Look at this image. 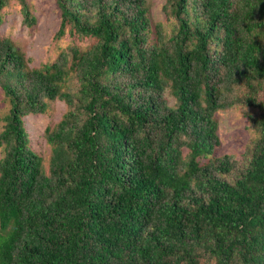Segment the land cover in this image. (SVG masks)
Wrapping results in <instances>:
<instances>
[{"label": "trees", "instance_id": "trees-1", "mask_svg": "<svg viewBox=\"0 0 264 264\" xmlns=\"http://www.w3.org/2000/svg\"><path fill=\"white\" fill-rule=\"evenodd\" d=\"M56 3L54 38L89 48L32 69L0 37V264H264V0H166L168 37L146 0ZM54 100L45 172L23 118ZM236 104L256 109V138L210 158L215 114Z\"/></svg>", "mask_w": 264, "mask_h": 264}, {"label": "rangeland", "instance_id": "rangeland-1", "mask_svg": "<svg viewBox=\"0 0 264 264\" xmlns=\"http://www.w3.org/2000/svg\"><path fill=\"white\" fill-rule=\"evenodd\" d=\"M27 2L36 23L30 28L24 26L20 6L16 0H11L8 6L0 12L2 16L0 37L10 39L19 48L28 60L29 68H40L44 64L52 63L70 46H79L85 50L93 43L90 39L70 36L68 32L60 39L54 38L60 25V12L56 0H27ZM165 2L166 0H146L151 25L164 24L163 33L168 37L171 31L163 10ZM150 37L154 38V35L152 34ZM246 91L245 84H238L234 88L232 97L234 99L240 98L245 95ZM164 97L168 105H174L175 100L169 89L164 92ZM257 99L264 103V90L258 93ZM8 108V102L0 89V131ZM66 110L67 107L62 101H47L45 113L30 114L23 118V126L28 134L30 148L41 157L45 172H48L51 154V147L47 143L45 130L47 128L53 129L60 122ZM255 114L256 109L240 104L217 111L215 120L220 143L210 158L228 155L234 160H239L246 146L256 138L249 119Z\"/></svg>", "mask_w": 264, "mask_h": 264}]
</instances>
